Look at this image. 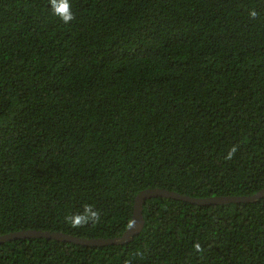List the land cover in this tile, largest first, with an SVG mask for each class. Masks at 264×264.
<instances>
[{
  "label": "trees",
  "instance_id": "16d2710c",
  "mask_svg": "<svg viewBox=\"0 0 264 264\" xmlns=\"http://www.w3.org/2000/svg\"><path fill=\"white\" fill-rule=\"evenodd\" d=\"M71 5L65 25L48 0H0V235L113 238L147 188H264V0ZM86 203L101 223L72 229L64 217ZM143 214L125 245L16 239L0 244V264H264V197H158Z\"/></svg>",
  "mask_w": 264,
  "mask_h": 264
},
{
  "label": "water",
  "instance_id": "95a60500",
  "mask_svg": "<svg viewBox=\"0 0 264 264\" xmlns=\"http://www.w3.org/2000/svg\"><path fill=\"white\" fill-rule=\"evenodd\" d=\"M171 198L180 201L191 202L197 205L208 204H228V203H247L255 202L264 197V188L258 193L251 196H212L208 198H194L188 195L180 194L176 191H171L163 188H147L138 193L134 202V210L132 222L134 226L128 228L121 236L113 238H84L59 231H42V230H22L17 232L0 235V244L16 239L26 238H47L58 241L72 242L83 246L104 247L109 245H125L134 240V238L141 234L145 227V218L143 214L144 204L147 200L152 198Z\"/></svg>",
  "mask_w": 264,
  "mask_h": 264
},
{
  "label": "clouds",
  "instance_id": "9594fccd",
  "mask_svg": "<svg viewBox=\"0 0 264 264\" xmlns=\"http://www.w3.org/2000/svg\"><path fill=\"white\" fill-rule=\"evenodd\" d=\"M48 9L51 14L59 19L63 24L69 25L75 19L72 11L71 0H48ZM250 17L255 19L257 13L255 10L249 13ZM239 149V145H233L224 157L225 160L230 161L234 158L236 152ZM64 222L68 224L72 229H83L90 226L95 227L101 223V212L92 204H83L81 209L76 212L66 215ZM134 225L129 224V228ZM196 252H202V246L197 242L193 245Z\"/></svg>",
  "mask_w": 264,
  "mask_h": 264
}]
</instances>
